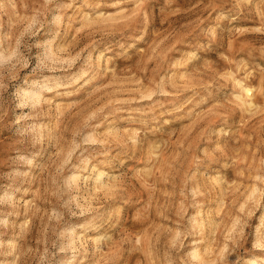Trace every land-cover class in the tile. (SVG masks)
I'll return each instance as SVG.
<instances>
[{
	"label": "rangeland",
	"instance_id": "374dc122",
	"mask_svg": "<svg viewBox=\"0 0 264 264\" xmlns=\"http://www.w3.org/2000/svg\"><path fill=\"white\" fill-rule=\"evenodd\" d=\"M0 264H264V0H0Z\"/></svg>",
	"mask_w": 264,
	"mask_h": 264
}]
</instances>
